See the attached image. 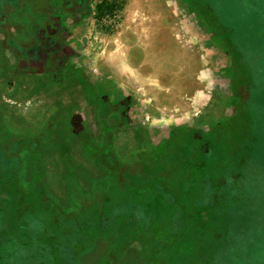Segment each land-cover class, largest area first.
Wrapping results in <instances>:
<instances>
[{
  "label": "rangeland",
  "instance_id": "1",
  "mask_svg": "<svg viewBox=\"0 0 264 264\" xmlns=\"http://www.w3.org/2000/svg\"><path fill=\"white\" fill-rule=\"evenodd\" d=\"M1 16L21 39L30 16L68 32L72 52L25 73L2 54L0 264H36V243L69 264L64 242L71 264H264V0H0ZM193 90L206 136L187 180L176 142L184 157L195 138L149 153L147 114L167 119Z\"/></svg>",
  "mask_w": 264,
  "mask_h": 264
},
{
  "label": "flooded vegetation",
  "instance_id": "2",
  "mask_svg": "<svg viewBox=\"0 0 264 264\" xmlns=\"http://www.w3.org/2000/svg\"><path fill=\"white\" fill-rule=\"evenodd\" d=\"M23 28L22 32L26 34L25 37L23 36V39H26V41L21 42L23 39L18 38L15 46L17 55L14 67L17 71L25 73L32 70H39L42 72L48 69V67H62L69 56H71L72 49L68 43V32L58 29L57 27L53 30H49L48 24H46L45 21L37 20H30L27 24H24ZM212 126L213 125H211L210 128ZM192 128L194 127L181 128L175 131L176 133L174 136L176 138L181 137L182 134H186V137H188V133H191L195 138L193 144L191 141L185 143L189 146V152L185 153L188 155L187 158H183L180 151L183 149L181 148L183 143L180 141L176 142L179 158H181L178 161L180 167L185 165H196L195 153L198 149V140L196 139L206 136L201 132L198 133L196 130H191ZM208 142L209 141L200 142V149L205 150L204 146L207 145Z\"/></svg>",
  "mask_w": 264,
  "mask_h": 264
},
{
  "label": "crops",
  "instance_id": "3",
  "mask_svg": "<svg viewBox=\"0 0 264 264\" xmlns=\"http://www.w3.org/2000/svg\"><path fill=\"white\" fill-rule=\"evenodd\" d=\"M10 19L11 18L9 17L3 19V16H1L0 18V25H1L0 32L2 36V39L0 37L1 39L0 40V64L6 61V60L3 61V59H5V56L2 55L4 52L10 53V52H13V49H14V52H16L15 45H16V42L18 41V38H20L17 36L18 31H14V32L12 31V26L10 24L12 22H10ZM30 20H36V19L30 16L29 21ZM25 22L26 24L28 23L27 21ZM78 65H81L79 64V59H78ZM189 76H190L189 81L191 83L192 81L191 75ZM109 78H111L112 80L110 79V81H113V83H115L116 85L125 87L124 85V83H126L125 80H122L117 75L110 73ZM126 89L127 91H130V92L132 91L128 87ZM131 93H133V91ZM195 100H196V91L195 90H193L192 92L190 91L187 94L186 98L184 99L183 104L180 103L179 105H174L171 107V111L168 114L167 119L161 120L157 114L156 115L147 114L148 119H150L149 116H151L155 122L151 125L153 126L152 128L154 129L152 130L147 129L146 131L150 133H154L155 138H157L152 144H150L148 148H152L160 144L161 142L168 140L170 137H174L176 133L175 131H178V129L186 128V127H194V122L197 117V111H196L197 107L194 102ZM202 112L204 111H201L200 113ZM208 112L209 110H206L204 114H201V115H204V116L205 114L208 115ZM191 179L188 178L187 180H191Z\"/></svg>",
  "mask_w": 264,
  "mask_h": 264
},
{
  "label": "trees",
  "instance_id": "4",
  "mask_svg": "<svg viewBox=\"0 0 264 264\" xmlns=\"http://www.w3.org/2000/svg\"><path fill=\"white\" fill-rule=\"evenodd\" d=\"M213 127V126H212ZM211 127V128H212ZM226 133H228V131H226V130H224L222 133H221V137H226L227 135H226ZM175 137V136H174ZM224 137V138H225ZM26 140H28V144L26 143V144H24L23 142L24 141H26ZM23 143V144H22ZM162 143H165V141H163V142H161L160 144H158V145H156V146H154V147H152V148H148L149 149V153H152V152H154L157 148H159V146L162 144ZM39 144V143H38ZM32 145H34V146H32ZM11 148H12V150H14V149H19V147H21V149H24V150H26V151H28V152H30V151H35L36 149H37V140H33V139H23V140H16V142H14V143H12L11 144V146H10ZM96 148L95 149H97L98 151L97 152H100V147L99 146H95ZM183 147V146H182ZM89 151V150H88ZM90 152V151H89ZM95 152H91V154H94ZM187 156L188 155H186L185 154V156L183 157V158H187ZM178 157H179V155H178ZM178 159H181V158H178ZM11 161L9 160V158H8V156H7V154H6V147H4V146H2L1 144H0V166H4L5 164L6 165H8L9 163H10ZM182 163H184V162H182ZM178 164H179V162H178ZM192 167V168H191ZM176 174H174V176L176 175L178 178L179 177H184V178H186L187 176L189 177V179H191L192 177L194 178V172H195V170H194V166H192V165H185V166H183V167H180L179 165H177L176 164ZM159 195V194H158ZM157 195V196H158ZM115 209V208H114ZM110 211V210H109ZM116 215V214H115ZM114 215V217H116ZM28 219H30L28 216L26 217V216H24L22 219H21V221H20V223H25V224H27V226H28ZM1 225V224H0ZM77 225H82V228H81V230L79 231V234H78V237H77V239L78 240H80V242L81 243H83L85 246H86V243H88V242H84V239H83V234L86 232V229H89V230H91V231H96L95 229H92V228H90V227H85V225H87V222L86 221H83V222H81L80 224H77ZM85 227V228H84ZM71 231V230H70ZM51 239L53 240V241H55V242H58L59 240H57L58 239V237H51ZM57 240V241H56ZM62 243V242H61ZM65 245H67L65 242H64V244L63 245H61V244H56V246H55V248H54V250H56V251H54V253H57V255H58V257H60V258H62V257H64V254H65V251H68V253H67V255H66V257H65V261L64 262H66V263H69V264H71L72 262H73V260H74V253H73V251H72V249L71 248H69L68 247V245L67 246H65ZM82 245V244H81ZM84 245H83V248H84ZM74 247L76 248L77 247V243L75 242V245H74ZM82 247V246H81ZM82 248V249H83ZM33 252L35 253V257H36V260H37V263L36 264H44V262H46L45 260L48 258V257H51L52 259L54 258L55 259V256L53 255V253H52V251H50V247L47 245V244H39V243H36V248L34 249L33 247L32 248H30V252H29V254H33ZM71 253H73V256L71 257ZM28 256V258H30V259H32V256L30 257V255H27ZM26 256L24 255L23 256V258L22 259H24ZM56 260V259H55ZM39 261H41V262H39ZM148 261H149V264H164L163 262H161V261H159L158 259H156V258H149L148 259Z\"/></svg>",
  "mask_w": 264,
  "mask_h": 264
}]
</instances>
